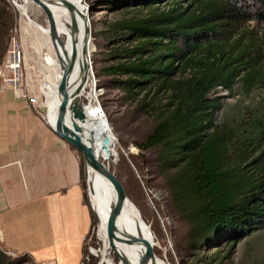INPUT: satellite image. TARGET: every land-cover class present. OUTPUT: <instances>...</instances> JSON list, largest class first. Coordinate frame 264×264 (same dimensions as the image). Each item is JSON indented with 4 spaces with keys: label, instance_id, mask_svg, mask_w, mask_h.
Masks as SVG:
<instances>
[{
    "label": "trees",
    "instance_id": "obj_1",
    "mask_svg": "<svg viewBox=\"0 0 264 264\" xmlns=\"http://www.w3.org/2000/svg\"><path fill=\"white\" fill-rule=\"evenodd\" d=\"M164 1L108 2L129 12L113 27L112 64L103 71L119 76L109 83L127 98L144 94L143 107L157 116L140 147L160 149L159 168L190 221L194 257L200 259L205 246L216 256L228 246L227 258L264 230V100L218 121L223 103L217 93L224 88L232 95L239 87L250 95L264 87L262 37L248 28L264 24V0L248 4L249 11L241 0H169L166 8ZM8 7L0 4V62L13 26ZM81 160L84 180L82 154ZM95 222L93 212L90 233ZM28 262L0 247V264Z\"/></svg>",
    "mask_w": 264,
    "mask_h": 264
},
{
    "label": "rangeland",
    "instance_id": "obj_2",
    "mask_svg": "<svg viewBox=\"0 0 264 264\" xmlns=\"http://www.w3.org/2000/svg\"><path fill=\"white\" fill-rule=\"evenodd\" d=\"M109 1L83 0L79 3L92 8L88 23L90 31L88 38L91 43L92 54L89 56L91 69L88 84H85L81 97L85 105L84 112L88 113V121L92 129L102 139L108 136L109 143L103 147L97 156L124 184L129 196L128 199L149 228L156 257L167 264H264V230L238 243L227 258L224 256L228 246L224 247L220 256L213 255L216 252L213 247L205 246L201 258L196 259L194 257V249L191 247L188 238L191 229L190 221L184 214L180 213L179 203L171 190L168 175L159 168L158 154L160 149L143 150L140 147V144L145 141L155 127L157 116L154 111L151 112L150 109L143 107V103L146 101L144 94L139 95L137 99L127 98L125 92L112 87L109 83L111 78L119 76L107 75L103 71L105 66L112 64L108 54H110L112 46H116L113 27L129 12L122 11L114 4L110 7ZM241 1L242 7L248 11V4L256 2V0ZM257 1L259 2V0ZM167 2L171 1L165 0L162 6L166 8L167 4L165 3ZM189 3L188 0H183L182 5ZM0 4L3 6L8 4L7 12H10L13 19L11 36L16 35L22 43L25 55V76L28 79H33L37 85L57 84L59 86L60 80L57 81L55 75L58 74L60 78L62 77L61 68L51 63L48 56L53 57L56 63H60V60L48 33V20L43 8L31 0H0ZM248 28L253 30V36L262 37L261 54L264 58V24L252 23ZM60 37L66 41L67 46V33L63 31V34L60 33ZM9 46L10 40L7 43L5 55ZM82 57H84L83 54ZM91 70L94 71L93 78ZM91 78L93 82L97 81L98 88L102 89V95L99 96V99H96L92 94ZM56 91L57 89L53 91V95ZM217 95L220 96V101L223 103L222 110L218 115V121H221L227 116L243 114V110L248 106L264 100V87L256 88L250 95H246L239 87L232 95L222 88L219 89ZM160 98L161 95L157 96L155 101L158 102ZM95 99L97 100L96 103L102 105L106 116L100 107L92 104L88 106L90 100L94 101ZM49 104L51 111L52 102L50 98ZM56 109L58 108L56 107ZM98 174L112 195L109 184L100 173ZM88 181V167L85 161L84 183L92 207ZM99 226L100 222L98 225L96 219L92 232L87 236L84 256H88L91 251L90 248L93 247V258L85 264H97L98 256L104 260L103 264H119L120 253L117 245L119 256L115 252V248L105 245L104 240L100 237ZM0 247L6 250L10 258L14 260H20L21 257L26 256L6 249L2 242H0Z\"/></svg>",
    "mask_w": 264,
    "mask_h": 264
},
{
    "label": "crops",
    "instance_id": "obj_3",
    "mask_svg": "<svg viewBox=\"0 0 264 264\" xmlns=\"http://www.w3.org/2000/svg\"><path fill=\"white\" fill-rule=\"evenodd\" d=\"M81 161L43 111L0 90V242L26 264H82L93 209Z\"/></svg>",
    "mask_w": 264,
    "mask_h": 264
},
{
    "label": "bare ground",
    "instance_id": "obj_4",
    "mask_svg": "<svg viewBox=\"0 0 264 264\" xmlns=\"http://www.w3.org/2000/svg\"><path fill=\"white\" fill-rule=\"evenodd\" d=\"M73 1L72 2L80 9L81 12V15L79 14L76 30H73L72 14L65 4H63L60 0H43V2L51 8V12L56 23L57 33L60 35V33L63 34V31H65L68 35L67 46L66 44L62 45L60 42L52 38V34L49 29L48 33L51 36L52 43L55 47V50L57 52L61 64L54 62L53 57L50 56H48V60L57 67L61 68L62 71V66H65L66 61H68L73 54V48L71 43H72L73 31H75L77 37L78 54H79V64H77L76 72H80V75L83 76L84 75L83 64L86 60L89 63L90 62L89 56L92 55L91 43L88 38V35L90 33L88 23L90 19L89 20L87 19L88 7H86L83 4H79L83 0H73ZM36 4L39 5L38 3ZM82 54L84 55V57H82ZM89 73L87 74L88 81H89ZM91 74L93 78V74H94L93 70H91ZM55 79L59 81L61 79L60 75L58 74L55 75ZM42 87L44 89L47 88L46 92L49 93V98L52 102L51 111H50V116H51L50 124L51 126H55L56 120L58 118L57 117L58 109H56L57 107L56 105L59 106L61 103L62 92L59 89V86H57V84L56 85L49 84L48 86L42 85ZM56 89L57 91L55 95H53V91H55ZM101 92L102 91L99 88H97L96 92L92 91V94L97 99L96 96L98 94H101ZM53 100L55 101L56 105ZM53 106H55L54 107L55 109L52 111ZM82 128L83 130H85L86 135L92 138V146L94 148V151L96 155H99L103 147L109 143L108 136L105 137L104 139L100 138L97 135L96 131L93 130L91 125L89 124L88 116H87V122L82 123ZM88 179L90 185H93L91 198L100 218V226H99L100 235H101L100 237H102V239L105 242V245L107 246L110 245L107 237V223L111 213V209L116 202V193L114 191L112 183L104 177L105 181L109 184L111 188L113 195V200H112V195L110 193L108 186L103 182L97 171H95L92 167L89 166H88ZM117 228H118L117 235L119 239H117L116 245L120 253L119 264H124V261L125 264H139L140 261H144L147 254V248L145 243L141 240L130 241V238L128 236L139 237L142 240L150 241L152 244H153V240H151L149 228L145 220L139 213L136 212L129 199L126 201L122 214L118 218ZM117 248H115V252L119 256ZM149 264H167V263L157 258L155 254V256L153 257L152 261Z\"/></svg>",
    "mask_w": 264,
    "mask_h": 264
},
{
    "label": "water",
    "instance_id": "obj_5",
    "mask_svg": "<svg viewBox=\"0 0 264 264\" xmlns=\"http://www.w3.org/2000/svg\"><path fill=\"white\" fill-rule=\"evenodd\" d=\"M38 3L45 11L48 20V27L51 31L52 38L62 45L66 44V41L60 37L56 30V23L51 12V8L43 2V0H32ZM65 4L72 14L73 30H76V25L79 19V14L81 15L80 9L70 0H60ZM92 8L87 9V19L89 20L90 12ZM72 48L73 54L71 58L66 61L65 66H62V77L59 84V89L61 90L62 100L60 105H55L58 108V118L56 120L55 126L50 124V109L48 110L47 121L50 127L58 134L62 139L74 146L85 158L87 167H92L95 171L103 175L108 179L114 188L116 193V202L111 209V213L107 223V237L111 247L116 248L117 239V221L119 216L122 214L125 203L129 196L125 189L124 184L120 178L108 168L101 159L96 155L94 148L92 146V138L86 135L85 130L82 128V123L87 122V114L84 112L85 105L82 102L81 92L84 89L85 84L88 82V73L91 69L90 62L87 60L83 64L84 75L81 76L77 71V64H79V54L77 48V37L75 31L72 35ZM52 107V111L55 109ZM93 185L89 184V195L93 191ZM91 201V197H90ZM92 209L96 216L98 225L100 222L99 215L92 203ZM130 241L141 240L145 243L147 248V254L144 261H140L139 264H149L153 257L155 256L154 246L150 241L142 240L139 237L128 236ZM99 257L97 264H103L102 257Z\"/></svg>",
    "mask_w": 264,
    "mask_h": 264
},
{
    "label": "built area",
    "instance_id": "obj_6",
    "mask_svg": "<svg viewBox=\"0 0 264 264\" xmlns=\"http://www.w3.org/2000/svg\"><path fill=\"white\" fill-rule=\"evenodd\" d=\"M25 68V55L22 43L16 35H12L8 52L0 62V90L11 89L16 97L27 100L31 106L45 112L47 121L48 110L50 109L49 94L41 85H37L33 79H28L25 76ZM90 81L92 84V91L96 92L98 88L97 81L93 82V79ZM100 90L102 91V89ZM100 95H102V92L96 96L97 99H99ZM95 101L97 100H90L88 106L92 104L100 107L101 111L106 116L102 105ZM92 249L93 247L90 248V253L93 255ZM86 260H90V256H88ZM82 264H84V262Z\"/></svg>",
    "mask_w": 264,
    "mask_h": 264
}]
</instances>
